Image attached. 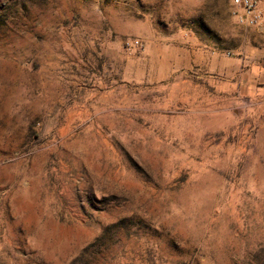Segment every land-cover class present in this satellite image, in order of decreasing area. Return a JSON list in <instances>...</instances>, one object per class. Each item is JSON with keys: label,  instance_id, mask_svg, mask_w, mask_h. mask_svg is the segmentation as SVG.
<instances>
[{"label": "rangeland", "instance_id": "374dc122", "mask_svg": "<svg viewBox=\"0 0 264 264\" xmlns=\"http://www.w3.org/2000/svg\"><path fill=\"white\" fill-rule=\"evenodd\" d=\"M0 264H264V22L0 0Z\"/></svg>", "mask_w": 264, "mask_h": 264}, {"label": "built area", "instance_id": "2783aa9c", "mask_svg": "<svg viewBox=\"0 0 264 264\" xmlns=\"http://www.w3.org/2000/svg\"><path fill=\"white\" fill-rule=\"evenodd\" d=\"M232 15L237 24L252 29L261 26L264 22V0H231ZM127 48H139L138 40L126 43Z\"/></svg>", "mask_w": 264, "mask_h": 264}]
</instances>
